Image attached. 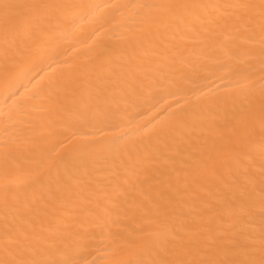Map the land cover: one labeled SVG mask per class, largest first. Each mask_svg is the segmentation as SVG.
<instances>
[{
	"label": "bare ground",
	"instance_id": "6f19581e",
	"mask_svg": "<svg viewBox=\"0 0 264 264\" xmlns=\"http://www.w3.org/2000/svg\"><path fill=\"white\" fill-rule=\"evenodd\" d=\"M8 2L21 6V26L53 10L43 5L71 6L41 50L19 42L0 56V190L20 207L15 218L9 212L14 224L31 232L87 231L78 264H128L158 258L149 240L167 220L216 231L218 202L237 178L254 174L259 195L258 147L254 160L231 171L222 163L230 155L225 117L248 100L258 116L264 86L259 51L251 58L230 52V30L209 23L230 10H184L147 31L154 6L173 0ZM9 64L14 76L6 86ZM66 82L75 87H59ZM85 107L107 118L82 122ZM182 119L188 127L180 132L174 126ZM5 211L0 204V226Z\"/></svg>",
	"mask_w": 264,
	"mask_h": 264
},
{
	"label": "snow or ice",
	"instance_id": "6c2138e0",
	"mask_svg": "<svg viewBox=\"0 0 264 264\" xmlns=\"http://www.w3.org/2000/svg\"><path fill=\"white\" fill-rule=\"evenodd\" d=\"M41 7L53 10L29 16L21 26V6L0 0V56H5L19 42H31L37 50L51 42L54 30L67 22L61 10L71 6ZM154 7L158 12L149 22L147 31H151L153 26H164L169 18L184 10L201 7L230 10L229 15L212 17L209 23L230 30L227 37L230 52L239 50L251 58L258 50L264 68V0H228L222 5L187 4L173 0ZM177 71L186 75L183 67ZM191 71L194 73L198 69L192 68ZM13 76V68L9 64L3 69V82L6 86L11 83ZM59 87L71 90L75 85L66 82ZM78 118L82 122H90L107 116L85 107ZM250 121H253L251 126ZM256 122L259 130L258 144ZM225 123L229 126L230 135L224 147L230 155H225L222 163L231 171L245 160H254L258 147L261 157L259 195L254 174H245L243 179L237 178L224 188L225 198L218 202L220 224L216 231H192L183 222L167 220L161 229L151 234L149 240V246L155 250L158 258H137L128 264H264V86L260 92L258 116L253 101H242L236 110L225 117ZM174 127L183 132L188 122L182 119ZM220 155L222 153H217V156ZM150 164L147 161L145 167ZM181 191H187V188L176 189V192ZM13 197L14 194L7 188L0 190V204L6 210L0 226V264H78L75 257L88 242L87 231L65 234L24 229L8 218L9 212L13 218L21 214ZM23 207L31 210L30 202L25 201ZM13 208L15 211H11ZM96 226L103 228L104 224L97 223Z\"/></svg>",
	"mask_w": 264,
	"mask_h": 264
}]
</instances>
